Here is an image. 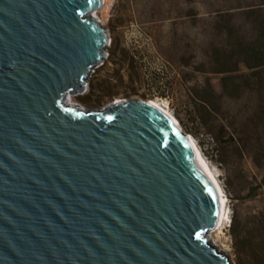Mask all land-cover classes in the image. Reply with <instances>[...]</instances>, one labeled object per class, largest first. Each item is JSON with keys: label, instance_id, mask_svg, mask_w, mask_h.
<instances>
[{"label": "water", "instance_id": "obj_1", "mask_svg": "<svg viewBox=\"0 0 264 264\" xmlns=\"http://www.w3.org/2000/svg\"><path fill=\"white\" fill-rule=\"evenodd\" d=\"M103 0H0V264H232L225 197L143 98L70 102L103 63Z\"/></svg>", "mask_w": 264, "mask_h": 264}, {"label": "rangeland", "instance_id": "obj_2", "mask_svg": "<svg viewBox=\"0 0 264 264\" xmlns=\"http://www.w3.org/2000/svg\"><path fill=\"white\" fill-rule=\"evenodd\" d=\"M110 1H115L116 4L113 11L107 8ZM263 1L193 0L187 3L185 0H106V5L93 11L92 14L96 12L98 20L108 30L110 42H117L120 49L134 53L136 59L143 64L141 77H138L133 70L115 64L122 58L121 52L118 51L115 61H110L107 54L104 59L106 63L100 64L95 72L91 73L84 92L67 97L70 102L78 103L89 110L103 109L117 97L167 100L171 112L183 129L195 139L226 193L229 217L220 230H209L207 238L218 249L225 251L232 264L237 262L232 246L230 224L235 218H246L257 210L258 204L246 196L251 186L250 182L256 184L255 179L260 180L262 170L250 157L240 155L232 146L222 151V158L226 164L225 168L221 167L211 137L205 134L197 137L189 131L194 129L187 120L184 108L178 101L163 97L161 94H171L180 90L178 81L172 88L168 85L171 76L169 62H176L173 68L176 74L183 72L179 62L189 49L188 43L193 47L197 46L200 51L204 46L201 42H222V35L218 36L213 28L214 24L204 20L209 18L210 12L220 10L237 14L235 19L237 24L246 23L245 26L248 28L247 22H251V19L240 16V13L247 10L250 5L256 6ZM190 8L196 9L199 13L200 20L197 23L186 19ZM246 71L242 69L240 74ZM109 93L115 96L111 97ZM142 94H146V97H142ZM241 105L243 101H236L232 106L234 110H238Z\"/></svg>", "mask_w": 264, "mask_h": 264}, {"label": "trees", "instance_id": "obj_3", "mask_svg": "<svg viewBox=\"0 0 264 264\" xmlns=\"http://www.w3.org/2000/svg\"><path fill=\"white\" fill-rule=\"evenodd\" d=\"M237 16L220 10L209 13L204 20L214 24L222 42H201L204 48L200 51L188 43L189 49L179 62L183 67V72L177 73L179 77L173 71L176 62H169L168 85L172 88L178 81L180 90L161 96L178 101L184 108L194 129L188 130L195 136L211 137L221 167L226 164L222 151L232 146L261 168L262 177L255 179L256 184L250 182L246 196L258 208L246 218L232 220L230 234L237 264H264V1L240 13L251 19L248 28L246 23L237 24ZM186 17L194 23L200 20L194 8ZM107 50L112 62L120 51L122 58L115 64L141 77L143 64L134 53L120 49L117 42H110ZM242 69L247 71L240 74ZM236 101H243L238 110L232 106Z\"/></svg>", "mask_w": 264, "mask_h": 264}, {"label": "bare ground", "instance_id": "obj_4", "mask_svg": "<svg viewBox=\"0 0 264 264\" xmlns=\"http://www.w3.org/2000/svg\"><path fill=\"white\" fill-rule=\"evenodd\" d=\"M106 2V0H103V3H102V6L100 7V8H102L103 6H104V3ZM93 16L94 17H96V18H98V16H97V14H96V12L95 13H93ZM115 100H124L122 97H117ZM144 100H146V101H148V102H153V103H155L158 107H160V108H162V109H168L169 111H170V113L172 114V117H174L175 118V120L177 121V123L179 124V126L181 127V129H182V135L183 136H186V135H190L188 132H186L184 129H183V127L181 126V124H180V122L178 121V119L174 116V114L171 112V110H170V108H169V106H168V102H167V100H165V99H159V98H150V99H144ZM191 136V138H192V140H193V143H194V145L197 147V149L199 150V152H200V154H201V156L204 158V156L202 155V153H201V151H200V149H199V147H198V145L196 144V142H195V139L192 137V135H190ZM205 159V158H204ZM207 167H208V169L210 170V172H211V174H212V176H213V178H214V180L216 181V183H217V185L219 186V188L221 189V191L223 192V194H224V197H225V200H226V193L224 192V189H223V187L221 186V184H220V182H219V180H218V178H217V176H216V174L214 173V171L211 169V167L209 166V164L207 163ZM228 210H227V202L225 203V207H224V213H223V216H222V219H221V222H220V224L219 225H217L214 229H218V230H220L221 229V227L223 226V224L225 223V220H227L228 219ZM208 239V238H207ZM209 241H210V239H208ZM212 243V242H211ZM212 244H214V243H212ZM215 245V244H214ZM221 251H223V252H225L224 250H222V249H220Z\"/></svg>", "mask_w": 264, "mask_h": 264}, {"label": "built area", "instance_id": "obj_5", "mask_svg": "<svg viewBox=\"0 0 264 264\" xmlns=\"http://www.w3.org/2000/svg\"><path fill=\"white\" fill-rule=\"evenodd\" d=\"M106 5V2L104 3V6ZM115 1H110L109 2V4H108V6H107V8H108V10H110V11H113L114 10V8H115ZM98 19V18H97Z\"/></svg>", "mask_w": 264, "mask_h": 264}]
</instances>
